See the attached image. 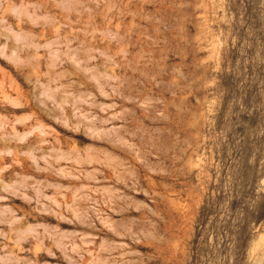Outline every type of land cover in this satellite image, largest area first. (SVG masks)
Listing matches in <instances>:
<instances>
[{
  "label": "rangeland",
  "instance_id": "rangeland-1",
  "mask_svg": "<svg viewBox=\"0 0 264 264\" xmlns=\"http://www.w3.org/2000/svg\"><path fill=\"white\" fill-rule=\"evenodd\" d=\"M0 264H264V0H0Z\"/></svg>",
  "mask_w": 264,
  "mask_h": 264
}]
</instances>
